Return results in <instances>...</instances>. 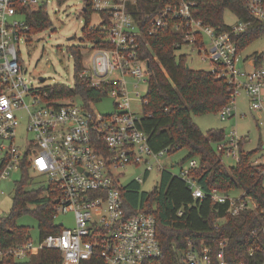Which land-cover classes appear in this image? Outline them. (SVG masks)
<instances>
[{"label": "built area", "instance_id": "1", "mask_svg": "<svg viewBox=\"0 0 264 264\" xmlns=\"http://www.w3.org/2000/svg\"><path fill=\"white\" fill-rule=\"evenodd\" d=\"M49 1L0 0V179L20 171L26 162L31 175L51 184V192L56 195L54 217L58 212H72L74 226L0 250V260L6 256L24 260L41 249H55L61 253L62 264H78L93 257L106 264H227L223 243L215 253L212 246L194 240H188L186 248L175 251L169 259L162 254L154 217L128 214L123 208L120 189L126 184L121 183L123 174L118 170L124 167L142 169L143 177L133 180L139 185L151 173L159 179L167 171L186 183L193 199L207 197L214 204L228 203L232 215L256 207L243 194L232 196L214 189L206 196L191 175L196 159L177 164L167 159L168 148L158 152L150 148L147 135L138 127L142 113L131 109V102L141 103L143 109L146 92L129 91L142 85L146 89L150 76L149 61L139 56L141 21L128 10L136 0L92 2V10L108 16V26L104 27L107 46L91 41L89 65L83 67L80 76L93 88L107 87L104 97L113 99L114 109L105 114L92 109L104 97L88 105L74 98L46 101L39 88L29 85L24 76L18 47L20 41L28 40L29 26L22 8L38 9ZM244 3L250 17L264 23V0ZM194 6V0H177L155 12L147 11L143 15L145 29L152 34L171 28L182 36L188 54L196 49L202 60L213 64L211 70L227 79L230 103L218 111L221 120L234 116V101L242 91L249 110L263 116L257 124L264 128V64L256 67L254 56L241 58L234 41L250 21L236 18L228 29L217 31L194 17ZM241 63L250 68L241 71ZM22 122L26 139L20 148L16 140ZM242 137L235 130L225 133L215 145L216 152L237 162ZM253 164L258 166L264 185V151ZM176 165L179 171L173 172ZM259 264H264V258Z\"/></svg>", "mask_w": 264, "mask_h": 264}, {"label": "trees", "instance_id": "2", "mask_svg": "<svg viewBox=\"0 0 264 264\" xmlns=\"http://www.w3.org/2000/svg\"><path fill=\"white\" fill-rule=\"evenodd\" d=\"M62 4L67 0H56ZM79 12L85 19L82 36L96 46H107L104 27L108 26V16L98 13L100 21L90 27L93 0H81ZM192 13L217 31L228 29L223 20L224 13L230 11L236 18L250 21L247 29L234 38L238 52L264 35V23L253 20L248 13L244 0H194ZM177 0H136L129 4L132 16L141 21L142 37L140 58L149 61L150 76L146 85L145 102L138 127L146 135L148 144L154 152L168 148L172 154L185 149L186 154L180 163L196 159L197 166L191 170L198 186L206 194L212 190L230 194L241 190L249 197L255 208L241 211L237 215L228 212V203L214 204L209 198L193 199L186 183L165 171L151 191L140 190L136 182H129L120 189L123 208L128 214H150L155 219L156 236L162 254L174 257L175 251L182 252L188 240L203 241L212 246L216 253L223 243L227 264H259L264 258V185L258 166L253 164L258 151L246 150V137L240 142L239 160L226 168L221 154L215 150L217 142L224 138V130L212 128L203 132L195 124L192 115H205L218 112L230 103L229 83L216 70L192 69L186 65L188 52H181L182 36L171 28H161L152 34L145 29L143 15L147 11H157ZM28 34H36L52 26L47 12V4L38 9L23 7ZM186 48V47H185ZM187 49V48H186ZM188 50V49H187ZM68 52L73 59V84L60 83L39 87L44 100L77 99L88 105L106 96L107 87L93 88L81 78L83 54L79 46L71 45ZM264 51L254 54L255 66L263 62ZM22 63V61H21ZM3 165L0 164V174ZM21 178L14 183V194L10 212L0 217V250L22 245L30 240L25 226L17 225L16 219L30 212L38 220L39 238L57 234L63 226L54 223L55 193L51 184L46 183L39 189H28L33 177L28 164L20 168ZM30 205L35 208L31 210ZM182 212L179 214V212ZM253 251V255H250ZM0 264H62L60 251L41 249L37 255H29L24 260L6 256ZM78 264H106L104 260L93 257Z\"/></svg>", "mask_w": 264, "mask_h": 264}, {"label": "rangeland", "instance_id": "3", "mask_svg": "<svg viewBox=\"0 0 264 264\" xmlns=\"http://www.w3.org/2000/svg\"><path fill=\"white\" fill-rule=\"evenodd\" d=\"M83 3L81 0H67L62 4H58L56 0H50L47 5V12L52 22V26L36 34H28V40L20 41L18 49L20 50V58L23 63L25 78L29 85L34 88L44 87L55 83L72 86L73 84V59L68 52L71 45L79 46L80 52L83 54V67L89 65L91 56V41H86L82 36V28L85 19L79 14ZM226 24L235 22L236 17L230 11H226L223 16ZM100 21L97 12L91 15L90 23L96 25ZM92 25H90L91 27ZM208 48V45L205 46ZM181 52L187 51L185 46L181 47ZM264 51V35L255 39L242 52L241 58L251 59L256 53ZM264 64V58L263 62ZM186 65L192 69L211 70L213 64L208 60H202L197 54L196 49L191 51L186 57ZM241 71H246L250 67L248 65H239ZM39 77L45 80L41 82ZM129 91L146 92L144 86L137 89L129 88ZM79 102V101H78ZM236 111L234 116L227 120H221L218 112L208 113L205 115H192V119L201 131L206 132L212 128L223 129L225 133L233 130L238 135L246 137V150L256 149L259 143L264 148V129L258 128L253 118L254 112L249 110L248 100L245 94L240 93L235 98ZM92 109L100 114L111 112L114 109L113 99L104 97L100 101L93 104ZM131 109L138 114L142 113V105L139 102H131ZM24 139H26L25 123L22 122L17 129L16 143L20 148L24 147ZM264 149L259 150L261 154ZM186 154L185 149H179L169 154L167 159L173 163H180ZM222 163L226 168L235 165L236 161L232 157L221 156ZM187 163V160L184 161ZM123 174L121 183L128 184L135 178H142V169L133 167H124L118 170ZM179 166L173 167V172H178ZM33 180L28 189H39L46 185L42 177L32 175ZM21 173L14 171L7 179H0V217L7 215L12 207L14 194V183L19 181ZM158 181V176L151 173L150 176L140 184V190L144 192L151 191ZM241 190H233L230 192L232 196H238ZM29 208L33 210L34 205ZM54 223L65 228L74 226V216L72 212H58L54 217ZM16 224L25 226L28 231L30 240L37 241L39 239V228L37 218L30 212L23 213L16 219ZM38 252L34 255H37Z\"/></svg>", "mask_w": 264, "mask_h": 264}, {"label": "crops", "instance_id": "4", "mask_svg": "<svg viewBox=\"0 0 264 264\" xmlns=\"http://www.w3.org/2000/svg\"><path fill=\"white\" fill-rule=\"evenodd\" d=\"M252 116H253V118H254V120H255V122H256L257 127H258V128H263V127H260V126L257 124L258 119H259V120H262L263 116H262L260 113H257V112H254V114H253ZM263 129H264V128H263Z\"/></svg>", "mask_w": 264, "mask_h": 264}, {"label": "water", "instance_id": "5", "mask_svg": "<svg viewBox=\"0 0 264 264\" xmlns=\"http://www.w3.org/2000/svg\"><path fill=\"white\" fill-rule=\"evenodd\" d=\"M149 66V65H148ZM39 80L43 82L45 79L43 77H39Z\"/></svg>", "mask_w": 264, "mask_h": 264}]
</instances>
